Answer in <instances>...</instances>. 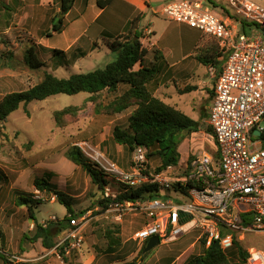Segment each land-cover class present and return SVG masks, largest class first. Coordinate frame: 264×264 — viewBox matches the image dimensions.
<instances>
[{
    "label": "rangeland",
    "instance_id": "rangeland-1",
    "mask_svg": "<svg viewBox=\"0 0 264 264\" xmlns=\"http://www.w3.org/2000/svg\"><path fill=\"white\" fill-rule=\"evenodd\" d=\"M0 1L6 6L3 8L0 4V99L9 93L30 88L38 83L45 73L58 78H68L75 73L101 69L116 57L107 49V40L101 41L98 36L96 38L98 43H89L83 37L70 49L62 50L74 38V31L79 27L77 24L70 25L65 35L54 33L47 38L46 34L51 31L53 18H56L54 20L56 23L57 19L62 16L58 14L57 0ZM204 1L210 5L217 16L229 17L232 21L233 18H237L234 27L237 31L242 30L241 17L235 14L225 0ZM248 1L264 6V0ZM78 7L79 5L74 9L69 20L79 12ZM90 15L91 10H88L83 20H89ZM163 17H159L160 19L156 21L157 29L161 25L164 26L166 22L170 25L177 24ZM149 18L151 16L141 20L136 30L137 33L140 34ZM85 20L83 24L86 23ZM64 21L67 22V20L63 18V25ZM247 25L250 24L247 23ZM247 25L243 28L246 34L249 33ZM194 31L195 37L201 34L195 29ZM257 32L264 41V35L259 30ZM88 36L91 37L93 34H88ZM102 36L104 37L102 39L106 37L111 39V36H106L105 32ZM207 40L211 54L216 57L215 41L210 38ZM162 45L172 47L169 41H162L158 45L159 49H163ZM29 48L34 49L37 58L43 64L38 70H29L24 64V53ZM52 49L62 50L63 58L54 57ZM204 53L199 52L198 57L204 59ZM152 55L151 51L150 55L144 58L143 66L150 67ZM198 69L201 74L199 66ZM203 69L206 71L207 67L204 66ZM205 80L209 79L206 77ZM126 88V86L119 85L115 92L103 91L93 97L94 101H91V95L84 93L73 96L56 95L44 101L32 102L25 109L20 107L5 122H0V176L2 177L0 180V231L2 233L0 255L5 259L22 264H73L72 262H78L81 255L87 257V254L93 253L98 256L94 261L98 262L96 264L131 262L137 259L139 247L133 237L147 221L140 214L116 210L114 207L102 209L98 205V201L102 199L100 190L91 183L90 178L81 168L64 157L69 148L77 146L84 154L86 153L85 155L90 160L103 157L106 162L113 163L120 171L131 172L133 154L129 155L125 149L114 145L111 133L115 126L126 124L133 109L129 108L120 114L113 115L101 112L104 106L121 95ZM67 107H74L77 111L74 116L63 117L64 124L58 126L53 114ZM97 108L100 112H94ZM195 111L199 115V106ZM197 121L199 131L189 135L183 141L178 149L180 153L178 166L175 170L163 174L164 176L173 178L178 175L189 156L196 157L204 153L213 156L215 153L214 140L206 133L207 121L201 118ZM158 163L157 159L148 162L150 173H153ZM41 171L55 174L54 182L60 191L71 198L74 214L84 212L83 215L88 218L80 231L82 245L79 251L74 249L69 254H61L58 251L52 252L44 249L39 240L31 241L35 232V224L30 219L26 207L16 206L15 199L19 193H24L25 197L34 202L33 215L35 222L39 225H47L48 222L61 220L67 215L65 208L57 203L55 198L51 200L52 195L45 192L39 193L34 189L33 181L35 177L41 176ZM117 192L121 193L122 189L120 188ZM38 197L43 200H37ZM36 200L40 204L36 205ZM183 201L180 200V202ZM244 208L243 205L237 206L239 210ZM108 235L119 239V246L110 254L106 251L109 242L106 237ZM198 235V231H193L178 240L159 244L149 252L144 260L141 257L138 264L157 262V260L162 263L172 262L178 256L177 264H185L187 260L202 255L204 246L197 241ZM25 237L30 239H25ZM193 242L195 245L192 250L190 244ZM239 244L245 251L264 249V234H244ZM225 252L230 264H237L232 246L225 248ZM1 262L0 259V264Z\"/></svg>",
    "mask_w": 264,
    "mask_h": 264
},
{
    "label": "built area",
    "instance_id": "built-area-1",
    "mask_svg": "<svg viewBox=\"0 0 264 264\" xmlns=\"http://www.w3.org/2000/svg\"><path fill=\"white\" fill-rule=\"evenodd\" d=\"M225 1L241 21L254 25L252 31H237V18L232 21L217 16L204 0H174L161 10L167 19L213 38L225 58L207 116L217 159L206 153L196 156L184 162L178 175L168 178L163 174L176 167L158 174L142 173L146 164L142 148L133 152L129 173L101 156L91 158L128 188L148 183L170 190L162 198L114 206L147 220L133 237L139 248L154 236L169 243L193 231L199 232L197 241L205 239V248L218 242L221 249L232 246L234 238L240 242L244 234H264V41L256 28H264V6L248 0ZM103 194L115 196L109 187ZM239 205L245 208L239 210ZM87 220L86 215L71 217L50 251L69 254L78 250L80 231ZM247 253L246 264H264V249Z\"/></svg>",
    "mask_w": 264,
    "mask_h": 264
},
{
    "label": "trees",
    "instance_id": "trees-1",
    "mask_svg": "<svg viewBox=\"0 0 264 264\" xmlns=\"http://www.w3.org/2000/svg\"><path fill=\"white\" fill-rule=\"evenodd\" d=\"M14 1L19 2L18 0ZM57 1L59 4L58 14L62 16L60 19H57L56 23H54L56 18H53L51 31L46 34L47 38L51 37L54 33H61L63 18L71 10L74 2V0ZM112 1L96 0V6L99 9H105ZM70 3L72 4L70 5ZM0 4L3 8H6L3 2L0 1ZM136 22L137 18L130 25L135 27ZM241 25L244 27L247 23L241 21ZM247 26L249 28L251 26L254 27L251 24ZM256 28L264 35V28L258 26ZM140 37V34L135 31L134 33L120 35L112 40H107V49L116 57L101 69H94L86 73H75L68 78H58L45 73L40 81L30 88L5 95L0 99V122H5L20 107L25 109L32 102L44 101L56 95L73 96L80 93L91 95V101H94L93 97L101 92H115L119 85H123L127 89L101 109V112H105L107 115L120 114L129 108L133 109L124 126H115L113 128L111 133L113 144L121 146L129 155L133 154L137 148L144 149L146 164L145 170L142 172L143 174L150 173L147 165L152 159H157L159 162L153 169V174L161 173L169 167H177L180 161L178 149L189 135L199 131V123L154 96V89L152 87L159 70L157 63H159L161 57L158 51H156L153 54L154 62L156 63L150 67L143 66L142 61L147 54V50L140 43ZM51 52L54 57L62 59L64 56V52L61 50L52 49ZM24 64L32 71L40 69L43 65L37 58L33 48H29L24 53ZM76 111L77 109L74 107H67L55 112L53 114L55 123L58 126H62L64 124L63 117L74 116ZM94 112H100V109L97 108ZM206 133L213 138V132L209 126L206 129ZM64 157L81 168L88 175L91 183L100 190L102 199L98 201V205L102 209L122 205L126 202L135 203L139 200L162 198L164 194L170 192L169 189L148 183L136 188H128L107 175L96 162L92 159L90 160L77 146L69 148L65 152ZM213 157L217 159L216 149ZM193 158V156H189L187 161ZM1 178L0 176V180ZM55 178L56 175L52 172L41 171V176L35 177L33 187L37 192H45L54 196L56 202L62 205L67 212V215L63 219L50 221L47 225H39L35 222L36 220L33 215L32 205L34 202L30 198L25 197L24 193L19 192L15 199L16 206L26 207L30 219L35 224V232L31 241L37 242L39 240L42 247L46 250H51L55 247V239L68 227L71 217H80L84 214V212L74 214L70 201L71 198L58 189L57 184L54 182ZM106 187H109L112 192L116 193L114 197H104L103 191ZM120 188L122 192L118 193L117 190ZM172 189L173 191H177L175 187H172ZM35 204L38 205L40 202L36 200ZM145 221L147 220L145 219ZM106 237L109 240L106 251L110 254L119 246V239L112 238L109 235ZM0 239H2L1 231ZM25 239L30 238L25 237ZM148 240H145L139 248V256L142 254ZM199 242L204 246L205 239ZM211 246L208 248L204 246L202 255L187 260L185 264H230L225 249H213ZM232 248L237 262L239 264H246L248 253L243 250L236 238L232 241ZM149 252L142 255L143 260ZM60 253L63 254L62 252ZM0 259L2 260L1 264H22L9 261L1 255Z\"/></svg>",
    "mask_w": 264,
    "mask_h": 264
},
{
    "label": "crops",
    "instance_id": "crops-1",
    "mask_svg": "<svg viewBox=\"0 0 264 264\" xmlns=\"http://www.w3.org/2000/svg\"><path fill=\"white\" fill-rule=\"evenodd\" d=\"M171 1L174 0H113L105 9H99L96 6V0H74L71 10L64 16L67 22L64 21L63 29L59 34L65 35L70 25L77 24L79 27L74 31V38L62 50L70 49L73 44L80 42L83 37L89 43H98L97 36L101 38V41L109 40L107 39L108 37L102 39L104 38L102 36L103 32H105L106 36H111V40L120 35L134 33L139 28L141 20H145L151 16L147 25L145 24L140 31L141 37L139 41L142 46L146 47V56L150 55L151 51L153 54L158 51L161 57L159 63H157L159 70L152 87L154 89V96L158 97L165 104L183 112L194 121H197L199 118L207 121L214 95V85L225 58L220 53L217 42L213 38L201 32V34H197L195 37L196 33L194 29L187 25L180 23L170 25L169 22H166L164 26L161 25L158 29L156 28V21L160 19L159 17L164 18L161 14L163 6ZM40 5H42L41 2ZM78 5L79 12L75 13L69 20L70 15L73 14L74 9ZM88 10H91L90 18L89 20L84 19L86 23L83 24V18ZM136 18L135 27H132L130 23ZM221 18L223 17L221 16ZM223 19H227V17ZM233 19L235 20L236 18ZM248 29L252 31L251 27ZM88 34H93V36L89 37ZM207 38L212 39L216 43V57L211 54L207 46ZM162 41H169L172 47L162 45L163 49H159L158 45ZM201 51L205 52L203 55L204 59L198 57V53ZM205 55H208V57H205ZM154 63L156 62H154V55H152L150 66ZM198 66L202 72L201 74L199 73ZM204 66L207 67L206 71L203 69ZM206 77L210 81L205 80ZM198 106L200 110L199 115L195 111ZM160 244L167 243L160 242ZM190 245L193 250L195 242ZM96 256L94 253L87 254V257L81 255L78 262L72 263L96 264L98 263L94 262L98 257ZM178 258L179 256L176 257V260ZM176 260L165 263L158 262L159 260H157V262H142L141 264H177ZM124 263L128 262H107V264Z\"/></svg>",
    "mask_w": 264,
    "mask_h": 264
},
{
    "label": "water",
    "instance_id": "water-1",
    "mask_svg": "<svg viewBox=\"0 0 264 264\" xmlns=\"http://www.w3.org/2000/svg\"><path fill=\"white\" fill-rule=\"evenodd\" d=\"M72 3H70L71 5ZM256 134H258L257 132H255ZM160 244V240L158 237L154 236L152 238H150L148 241H147V244L144 248V250L142 251V254L135 260V261H131V262H128V263H125V264H138V261L141 259L142 255L151 251L153 248L157 247L158 245ZM211 248L213 249H219V245H218V242H214L211 246Z\"/></svg>",
    "mask_w": 264,
    "mask_h": 264
}]
</instances>
